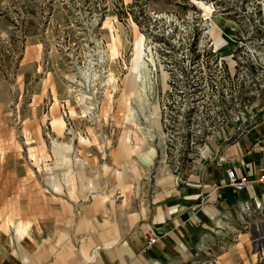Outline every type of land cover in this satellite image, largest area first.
Returning <instances> with one entry per match:
<instances>
[{"label": "rangeland", "instance_id": "rangeland-1", "mask_svg": "<svg viewBox=\"0 0 264 264\" xmlns=\"http://www.w3.org/2000/svg\"><path fill=\"white\" fill-rule=\"evenodd\" d=\"M262 150L264 0H0V264H264Z\"/></svg>", "mask_w": 264, "mask_h": 264}, {"label": "crops", "instance_id": "crops-1", "mask_svg": "<svg viewBox=\"0 0 264 264\" xmlns=\"http://www.w3.org/2000/svg\"><path fill=\"white\" fill-rule=\"evenodd\" d=\"M259 126L260 125H255V126H252L246 130L245 134L242 136L243 137L242 139L246 140L245 143L251 144V143L256 141L257 137L261 134V129ZM253 160H254V163L252 164L251 169H250V167H249L250 170L247 168V170H249V171L246 172L242 169H237L236 174L237 175H245L249 179H255L259 174L264 172V150L261 151L259 156L254 157ZM221 177L223 178L222 182L226 183V181H227L226 172H223ZM210 179H212L214 181H221L218 173H216V174L211 173ZM260 185H264V183L249 184L244 189H242L239 193H242V192L246 191V189H249L251 187L257 188ZM227 187H229V186H227ZM232 191H234V189H232L231 187L224 188L222 190V192H223L222 194L226 195V196H230ZM201 193H202V195L205 194L204 187L201 189ZM206 193H208V192H206ZM198 196H197V198H198ZM185 220H186V218L183 217V219H181V223H178L177 221L174 223L165 221L164 223H161V225L159 227H156L154 229V232L159 237V243L165 244V245H170V244H173L175 242L183 241L185 235H187L186 233H189L192 230V227L190 226L189 222L185 221ZM138 234H139V232H136V236H134V239H137ZM164 251H166V250H163V251L161 250L160 255Z\"/></svg>", "mask_w": 264, "mask_h": 264}, {"label": "built area", "instance_id": "built-area-1", "mask_svg": "<svg viewBox=\"0 0 264 264\" xmlns=\"http://www.w3.org/2000/svg\"><path fill=\"white\" fill-rule=\"evenodd\" d=\"M226 185L234 189L235 191H241L249 184L264 183V172L259 174L255 179H249L245 175H237L234 170H228L226 172ZM148 245L155 243V239L148 238Z\"/></svg>", "mask_w": 264, "mask_h": 264}, {"label": "bare ground", "instance_id": "bare-ground-1", "mask_svg": "<svg viewBox=\"0 0 264 264\" xmlns=\"http://www.w3.org/2000/svg\"><path fill=\"white\" fill-rule=\"evenodd\" d=\"M253 132H254V131H253ZM151 155H152V152L143 153V154H140V155L138 156V158H139L140 160H142L143 162H145V163H149V162H150Z\"/></svg>", "mask_w": 264, "mask_h": 264}, {"label": "trees", "instance_id": "trees-1", "mask_svg": "<svg viewBox=\"0 0 264 264\" xmlns=\"http://www.w3.org/2000/svg\"><path fill=\"white\" fill-rule=\"evenodd\" d=\"M258 12V11H257ZM197 37H196V34H193L192 35V41H191V45H192V52L194 53L195 52V50H196V44H197ZM197 57L198 56V53H197V55H194V57Z\"/></svg>", "mask_w": 264, "mask_h": 264}]
</instances>
